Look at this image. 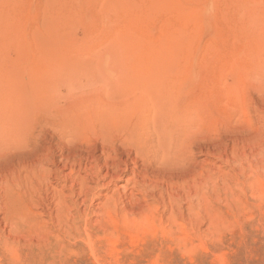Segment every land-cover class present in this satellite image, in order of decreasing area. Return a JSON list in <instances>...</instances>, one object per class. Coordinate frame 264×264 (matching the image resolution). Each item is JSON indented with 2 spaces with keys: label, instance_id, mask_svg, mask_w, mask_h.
Instances as JSON below:
<instances>
[{
  "label": "rangeland",
  "instance_id": "rangeland-1",
  "mask_svg": "<svg viewBox=\"0 0 264 264\" xmlns=\"http://www.w3.org/2000/svg\"><path fill=\"white\" fill-rule=\"evenodd\" d=\"M154 78L189 83L182 93L202 108L191 164L172 178L199 165L204 220L189 238L178 221L174 236L188 239L176 241L160 206L156 220L95 227L90 246L43 212L70 171L41 111L140 110L131 84ZM2 98L0 264H264V0H0Z\"/></svg>",
  "mask_w": 264,
  "mask_h": 264
},
{
  "label": "bare ground",
  "instance_id": "bare-ground-1",
  "mask_svg": "<svg viewBox=\"0 0 264 264\" xmlns=\"http://www.w3.org/2000/svg\"><path fill=\"white\" fill-rule=\"evenodd\" d=\"M169 7L175 6H168L166 9H171ZM147 80L141 85L136 82L131 84L140 91L141 95L137 100L143 103L140 110H134V105V111L122 112L119 109L121 112L118 113L102 106L103 109L79 113L69 106L56 107V104L47 105L41 111L48 115L47 124L54 132L53 137L57 141L59 139L62 153L67 155L66 168L70 171L69 176L63 177V185L48 187L49 204L43 212L51 217L56 215L59 224L69 235L82 230L84 237H87L85 241L90 246L94 236H98L94 232L95 227L107 233L109 229L121 227L128 221L134 224L147 222L150 217L155 219L159 215L160 206L166 209L163 208L166 211L165 221L173 225L169 231L170 238L176 241L187 240L189 229L192 228L190 231L194 232L204 220L203 177L199 165L196 163L192 179L188 175L180 179L176 174L172 178L173 172L177 173L179 167L191 164V159L186 156V149L190 141L192 145L199 143L197 129L203 117L202 108L196 98L192 100L194 97L182 93V87H187L189 83L183 85L178 81L166 83L160 79V82H157L158 79ZM21 112L23 111L14 112L20 117L18 120L28 118L25 117L27 114L38 116L40 113L33 109L25 115ZM73 112L78 113L72 115ZM127 115H132L137 121L127 122ZM64 117L65 120H62ZM4 124L0 120V130L5 127ZM193 129L197 130L196 133H193ZM98 151L101 153L99 157ZM150 168L155 170V174ZM127 176L130 177L126 178ZM115 181H125L126 184L120 190ZM49 184L50 182L46 185ZM67 190L69 195L65 193ZM76 197L81 200H75ZM125 200H128L129 205L125 204ZM181 203L185 206L182 207ZM95 210L104 213L105 217L95 221L88 219L89 213ZM178 221L183 223L188 238L184 236L180 240L176 237L177 234L174 236ZM132 227L134 229V225ZM112 252L116 257L117 252Z\"/></svg>",
  "mask_w": 264,
  "mask_h": 264
}]
</instances>
